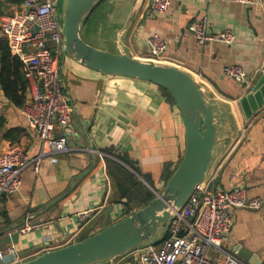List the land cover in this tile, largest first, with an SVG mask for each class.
<instances>
[{
  "label": "crops",
  "instance_id": "0c3cea01",
  "mask_svg": "<svg viewBox=\"0 0 264 264\" xmlns=\"http://www.w3.org/2000/svg\"><path fill=\"white\" fill-rule=\"evenodd\" d=\"M104 1L85 20L80 36L86 33L96 48L152 61L145 38L159 33L167 48L155 62L181 68L194 78L205 100L219 106L218 140L206 176L213 179L214 189L238 184L249 198L262 201L259 208L232 211L227 249L249 264H264V108L246 124L236 105L264 68L263 1L245 6L235 0H170L162 13L151 9L150 0ZM19 6L0 0V20ZM201 16L207 17L211 34L227 29L234 41L197 45L188 26ZM5 48L0 38V68ZM65 61L62 57V88L73 112L69 124L55 132L67 134L72 150L44 158L37 171L28 165L20 173V189L0 195V250L14 245L24 259L83 239L126 216L107 173L104 148L113 146L124 154L136 165L134 174L151 182L146 186L155 192L163 188L184 149L178 108L159 86ZM229 64L240 65L250 82L243 86L224 75L222 69ZM29 98L26 84L25 101ZM20 107L0 85V153L18 146L34 157L40 141L28 129ZM13 129L22 132L11 140L7 135ZM86 210L91 211L78 218ZM167 226L161 238L148 241L159 242ZM23 227L30 229L23 233ZM129 255L96 264H130Z\"/></svg>",
  "mask_w": 264,
  "mask_h": 264
},
{
  "label": "built area",
  "instance_id": "2783aa9c",
  "mask_svg": "<svg viewBox=\"0 0 264 264\" xmlns=\"http://www.w3.org/2000/svg\"><path fill=\"white\" fill-rule=\"evenodd\" d=\"M235 2L249 6L257 0ZM169 3L170 0H150V7L154 12L162 13ZM188 29L199 46L211 40L231 44L235 38L227 29L211 34L206 16L199 17ZM0 38L9 53L21 62L30 98L20 107V112L26 118L28 129L40 141L34 157H29L18 146L0 153V195H10L20 189V173L25 167L32 165L37 171L44 158L72 150L67 134L55 132L56 128L69 124L73 112L61 81L63 36L58 0H23L18 10L0 20ZM145 44L152 61L159 60L167 48V41L156 32L145 38ZM222 71L240 84L250 82L238 64L226 65ZM212 182L211 177L205 176L185 203L171 210L164 238L159 242L145 241L127 252L132 258L130 264H249L227 249L232 211L259 208L262 201L249 198L238 184L220 190L212 188ZM89 211L78 213V218L83 219ZM29 229L23 227L20 231L24 233ZM5 257L9 258V263L24 259L17 255L14 245L0 250V264H7Z\"/></svg>",
  "mask_w": 264,
  "mask_h": 264
},
{
  "label": "water",
  "instance_id": "95a60500",
  "mask_svg": "<svg viewBox=\"0 0 264 264\" xmlns=\"http://www.w3.org/2000/svg\"><path fill=\"white\" fill-rule=\"evenodd\" d=\"M61 1L58 13L63 58L100 74L136 78L165 89L179 111L184 127V149L163 188L159 192L152 189L155 197L145 206L83 239L32 258L9 263V258L5 257L7 264H96L137 248L157 236L168 223L171 210L183 205L201 184L218 140L217 116L221 110L216 103L205 100L192 76L177 66L137 59L127 53H114L86 43L80 36L81 27L103 0ZM20 76L26 82L22 72ZM236 105L246 124L255 111L264 108V68L251 90L239 98Z\"/></svg>",
  "mask_w": 264,
  "mask_h": 264
},
{
  "label": "trees",
  "instance_id": "16d2710c",
  "mask_svg": "<svg viewBox=\"0 0 264 264\" xmlns=\"http://www.w3.org/2000/svg\"><path fill=\"white\" fill-rule=\"evenodd\" d=\"M21 3L23 0H12ZM104 1V0H103ZM6 46V45H5ZM21 62L15 56H12L7 47L4 49L0 68V85L5 96L17 106H22L25 102V90L27 82L21 79ZM160 87V86H159ZM162 91L174 101L168 92L160 87ZM2 119L0 118V126ZM22 130H10L8 137L11 140L17 138ZM14 134V136H12ZM105 164L109 177L118 192L119 201L125 206L126 215L131 214L138 208L145 206L155 197L154 192L146 186L137 176L136 165L130 161L117 148L110 146L103 149ZM127 166L130 167V169ZM150 186L152 183L147 181ZM166 183V182H165Z\"/></svg>",
  "mask_w": 264,
  "mask_h": 264
},
{
  "label": "rangeland",
  "instance_id": "374dc122",
  "mask_svg": "<svg viewBox=\"0 0 264 264\" xmlns=\"http://www.w3.org/2000/svg\"><path fill=\"white\" fill-rule=\"evenodd\" d=\"M106 1H102L100 4H103V3H105ZM62 5V1L60 0V2H58V9H60V6ZM96 9V8H95ZM95 9H94V11H95ZM93 11V12H94ZM93 12H92V14H93ZM97 12V11H96ZM91 14V15H92ZM59 20H60V14H59ZM61 22V21H60ZM85 32H87V31H85ZM84 34V35H83ZM82 35H81V38L86 42V43H88V44H90V45H92V46H94V44L91 42H88V40H86V38H85V34L86 33H83ZM92 38H94V37H92ZM92 41H93V39H92ZM66 59V58H65ZM66 63H67V59H66V61H65ZM152 190V189H151ZM165 226L167 225V223L166 224H164ZM165 226H163L162 227V229H161V231H160V233L157 235V236H155L154 237V239L155 238H161L162 236H163V232H164V229H165Z\"/></svg>",
  "mask_w": 264,
  "mask_h": 264
}]
</instances>
